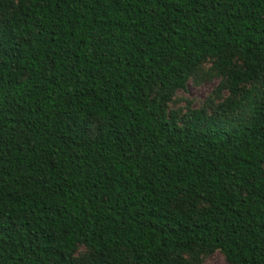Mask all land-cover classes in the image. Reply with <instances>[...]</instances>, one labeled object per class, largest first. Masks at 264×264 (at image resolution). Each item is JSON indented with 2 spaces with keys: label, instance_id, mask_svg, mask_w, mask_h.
Instances as JSON below:
<instances>
[{
  "label": "trees",
  "instance_id": "16d2710c",
  "mask_svg": "<svg viewBox=\"0 0 264 264\" xmlns=\"http://www.w3.org/2000/svg\"><path fill=\"white\" fill-rule=\"evenodd\" d=\"M206 58L233 114L178 124ZM217 250L264 264V0H1L0 264Z\"/></svg>",
  "mask_w": 264,
  "mask_h": 264
},
{
  "label": "rangeland",
  "instance_id": "374dc122",
  "mask_svg": "<svg viewBox=\"0 0 264 264\" xmlns=\"http://www.w3.org/2000/svg\"><path fill=\"white\" fill-rule=\"evenodd\" d=\"M234 65L243 67L244 63L237 58ZM251 87L252 84H245L241 89L246 90ZM239 97V94L236 95L232 91L229 73L219 68L218 59L206 58L192 73L186 88L177 90L168 102V116L178 124H183L195 111L201 112L207 119H229L233 114V102ZM91 255L92 251L81 245L74 257L81 259ZM186 259L192 262L193 256L186 255ZM193 262V264H230L219 250L203 253Z\"/></svg>",
  "mask_w": 264,
  "mask_h": 264
}]
</instances>
